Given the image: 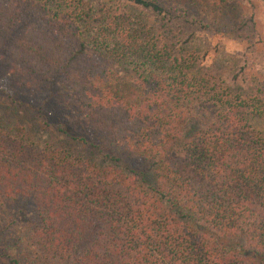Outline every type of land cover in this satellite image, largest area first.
I'll list each match as a JSON object with an SVG mask.
<instances>
[{"label":"trees","instance_id":"16d2710c","mask_svg":"<svg viewBox=\"0 0 264 264\" xmlns=\"http://www.w3.org/2000/svg\"><path fill=\"white\" fill-rule=\"evenodd\" d=\"M232 4L0 0V264H264V73L188 49Z\"/></svg>","mask_w":264,"mask_h":264},{"label":"rangeland","instance_id":"374dc122","mask_svg":"<svg viewBox=\"0 0 264 264\" xmlns=\"http://www.w3.org/2000/svg\"><path fill=\"white\" fill-rule=\"evenodd\" d=\"M233 10L239 21L220 31L190 28L189 50L204 53L208 63L225 67L230 73L242 71L244 64L252 65V71L264 73V2L260 0H232ZM250 18V22H249ZM243 23L245 25H243ZM11 39L0 42V89H6L8 64L3 61ZM256 68V69H255ZM261 70V71H260ZM250 72V70H246ZM3 106L0 104V112ZM256 129L264 133V116L251 121Z\"/></svg>","mask_w":264,"mask_h":264}]
</instances>
